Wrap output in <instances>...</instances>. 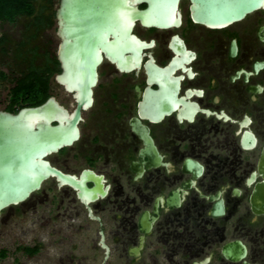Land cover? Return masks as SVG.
<instances>
[{"label": "flooded vegetation", "instance_id": "flooded-vegetation-1", "mask_svg": "<svg viewBox=\"0 0 264 264\" xmlns=\"http://www.w3.org/2000/svg\"><path fill=\"white\" fill-rule=\"evenodd\" d=\"M191 6L180 0V20L166 28L135 23L139 68L122 72L104 56L79 139L46 158L77 178L90 172L87 186L106 194L85 205L50 177L2 212L35 214L41 204L49 234L85 237L89 255L58 264H264V9L212 28ZM59 72L47 87L57 100Z\"/></svg>", "mask_w": 264, "mask_h": 264}, {"label": "water", "instance_id": "water-1", "mask_svg": "<svg viewBox=\"0 0 264 264\" xmlns=\"http://www.w3.org/2000/svg\"><path fill=\"white\" fill-rule=\"evenodd\" d=\"M179 1L59 0L55 35L59 40L56 59L60 72L54 80L71 96L74 107L69 110L50 96L16 113L0 110V221L3 211L24 204L50 177L59 186L75 189L85 205L106 194L102 185L87 186L84 176H90V172L77 178L53 167L46 158L79 139L82 112L93 103V88L104 56L122 72L139 68L144 42L132 33L135 23L169 27V21L180 20ZM191 1L194 20L212 28L227 27L264 9V0ZM140 4H146V8L139 9ZM146 141L153 148L150 137ZM88 215L95 218L90 208ZM100 244L106 260L109 248L102 232Z\"/></svg>", "mask_w": 264, "mask_h": 264}, {"label": "rangeland", "instance_id": "rangeland-1", "mask_svg": "<svg viewBox=\"0 0 264 264\" xmlns=\"http://www.w3.org/2000/svg\"><path fill=\"white\" fill-rule=\"evenodd\" d=\"M34 4V16L19 17L14 23L0 22V109L8 106L11 89L30 64L42 67L49 59L56 57L59 42L55 35L56 19H52L51 26L40 28L35 37L33 23L37 15L53 16L58 0H51L50 4L47 0H35ZM51 92L69 110L74 107L73 99L60 87L52 84ZM36 210L35 214L27 211L0 221V250H6V257L0 264H58L61 255H89L85 237L74 232L49 234L41 217H38L44 210L42 205L38 204ZM5 211L8 212V209ZM59 239L62 243H59ZM72 245H77V248L73 249ZM34 246L39 249L33 255L26 254L22 249ZM62 250L68 252L60 253ZM100 259L99 256L98 261Z\"/></svg>", "mask_w": 264, "mask_h": 264}, {"label": "trees", "instance_id": "trees-1", "mask_svg": "<svg viewBox=\"0 0 264 264\" xmlns=\"http://www.w3.org/2000/svg\"><path fill=\"white\" fill-rule=\"evenodd\" d=\"M35 0H0V22L14 23L19 17H31L35 13ZM48 4L51 0H47ZM39 28L52 24L49 16L40 14L37 22ZM59 71L58 63L49 59L42 67L31 65L29 72L18 79L10 92V105L8 110L16 112L23 106H37L48 97V79ZM21 249V248H19ZM24 252L33 255L38 251V246L23 247ZM6 257V250H0V261Z\"/></svg>", "mask_w": 264, "mask_h": 264}]
</instances>
